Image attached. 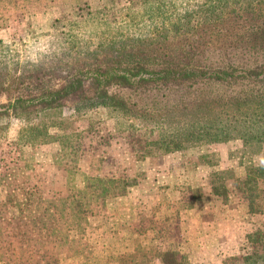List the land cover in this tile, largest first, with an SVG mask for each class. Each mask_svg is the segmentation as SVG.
<instances>
[{"label":"trees","instance_id":"obj_1","mask_svg":"<svg viewBox=\"0 0 264 264\" xmlns=\"http://www.w3.org/2000/svg\"><path fill=\"white\" fill-rule=\"evenodd\" d=\"M6 1L22 11L50 13L52 20L31 45L0 40V149L12 119L22 123L23 146L57 143L56 164L66 168L68 191L46 198L25 172L13 168L0 176V262L62 264L63 255L89 259L85 237L91 209L108 208L138 186L140 177L128 171L158 152L239 143L230 157L244 175L212 173L211 200L237 191L250 214L264 216V159L258 161L264 158V0H135L98 11L91 0H82L76 18L64 11L69 0ZM90 80L97 82L99 107L118 131L145 129L156 136L118 177L79 169L84 134L64 110ZM202 197L193 190L187 208ZM7 209L15 212L16 246L5 243ZM154 259L152 252L134 249L111 264H154ZM162 264L191 263L168 250ZM223 264H264V225L242 255Z\"/></svg>","mask_w":264,"mask_h":264},{"label":"rangeland","instance_id":"obj_2","mask_svg":"<svg viewBox=\"0 0 264 264\" xmlns=\"http://www.w3.org/2000/svg\"><path fill=\"white\" fill-rule=\"evenodd\" d=\"M69 1L71 3L64 11L76 18V5L82 0ZM134 1L91 0L90 4L93 11H98L107 6L127 7ZM52 11L57 15L62 13L61 9ZM51 20L50 13L46 16L33 14L0 0V40L31 45L47 30ZM97 88L95 80L88 81L81 97L71 98L64 113L74 122L75 130L84 134L79 161L81 172L98 177H118L134 162L145 141L156 136L145 129L136 133L118 131L115 121L99 107ZM8 123L9 129L0 149V176L15 168L25 172L27 182L39 188L46 198L65 196L68 191L67 171L64 166L56 164L60 146L51 143L25 147L18 140L22 123L15 119ZM239 147V143H225L209 151L158 152L155 157L135 164V169L128 171L127 175L140 177L138 186L110 202L108 208L97 206L90 211L85 237L91 251L90 258L63 255L62 264H111L117 256L134 249L152 252L154 264H162V255L168 250L178 252L191 264H223L229 258L242 255L250 246L251 236L263 229L264 216L250 214L243 194L237 191L227 198L212 201L208 184L209 176L217 171L234 170L238 176L244 175L237 160L230 157L231 152ZM262 159L261 155L258 161ZM193 190L201 192L203 197L200 203L189 209ZM0 195L3 196L1 192ZM128 196L134 202H142L143 207H138L134 221L130 222L128 218L127 222L123 218L116 222L115 213L119 207H125ZM154 199L160 204L156 205ZM14 215L13 210L3 212L7 246L18 243Z\"/></svg>","mask_w":264,"mask_h":264},{"label":"crops","instance_id":"obj_3","mask_svg":"<svg viewBox=\"0 0 264 264\" xmlns=\"http://www.w3.org/2000/svg\"><path fill=\"white\" fill-rule=\"evenodd\" d=\"M149 200H151L149 198ZM154 203L156 205H159L160 202L156 199H154ZM119 204V203H118ZM142 202H139L138 200L136 202H134V199L131 197V196H128L126 197V202H125V207L121 206V208L119 207V210L120 213L117 211V213H115V220L116 222L119 220V219H123L126 220L128 222V220L130 222L134 221L133 219H137V212H138V207H143L142 206ZM131 205H135V207L131 206ZM154 205V206H156ZM136 214V215H134ZM129 218V219H128ZM128 219V220H127ZM132 219V220H131ZM117 224V223H116ZM122 227V226H121Z\"/></svg>","mask_w":264,"mask_h":264}]
</instances>
